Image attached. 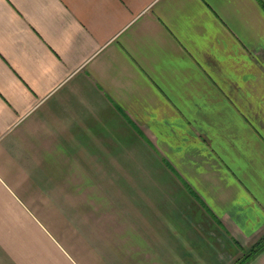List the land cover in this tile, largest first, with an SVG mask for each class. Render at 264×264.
Wrapping results in <instances>:
<instances>
[{
	"label": "crops",
	"instance_id": "1",
	"mask_svg": "<svg viewBox=\"0 0 264 264\" xmlns=\"http://www.w3.org/2000/svg\"><path fill=\"white\" fill-rule=\"evenodd\" d=\"M262 240L264 0H0V264Z\"/></svg>",
	"mask_w": 264,
	"mask_h": 264
},
{
	"label": "trees",
	"instance_id": "2",
	"mask_svg": "<svg viewBox=\"0 0 264 264\" xmlns=\"http://www.w3.org/2000/svg\"><path fill=\"white\" fill-rule=\"evenodd\" d=\"M264 246V242L263 240L259 243H257L254 248H252V250L250 251L249 254H244L243 256H241L240 258H238L237 260L234 261L233 264H242L245 261H247V259H249L253 254L258 253Z\"/></svg>",
	"mask_w": 264,
	"mask_h": 264
},
{
	"label": "rangeland",
	"instance_id": "3",
	"mask_svg": "<svg viewBox=\"0 0 264 264\" xmlns=\"http://www.w3.org/2000/svg\"><path fill=\"white\" fill-rule=\"evenodd\" d=\"M95 207V206H94ZM91 213H92V208H91V211H90Z\"/></svg>",
	"mask_w": 264,
	"mask_h": 264
}]
</instances>
